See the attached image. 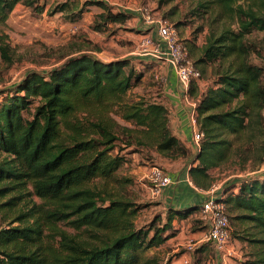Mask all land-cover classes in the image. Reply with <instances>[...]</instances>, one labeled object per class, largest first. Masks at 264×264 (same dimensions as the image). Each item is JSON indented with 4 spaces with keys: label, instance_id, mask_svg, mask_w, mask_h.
Here are the masks:
<instances>
[{
    "label": "trees",
    "instance_id": "obj_1",
    "mask_svg": "<svg viewBox=\"0 0 264 264\" xmlns=\"http://www.w3.org/2000/svg\"><path fill=\"white\" fill-rule=\"evenodd\" d=\"M39 1L0 0V23L19 3L41 10ZM89 5L103 9L94 16L97 30L130 18L104 0H64L54 12L82 22ZM198 5L196 15L216 8L219 18L232 19L207 34L194 60L202 70L216 65L212 83L201 88L195 80L190 87L204 138L189 176L209 189L214 168L264 163L263 67L251 62L247 43L253 30H264V0ZM0 56L12 61L2 37ZM143 74L130 58L104 61L86 52L47 74L30 71L0 92V264H159L143 252L170 237L175 214L161 225L136 227L138 207L122 192L129 180L118 176L127 161L122 150L175 158L188 147L170 128L163 102L126 99ZM222 194L231 231L253 248L244 264H264V177L232 181ZM192 208L177 216L188 217Z\"/></svg>",
    "mask_w": 264,
    "mask_h": 264
},
{
    "label": "rangeland",
    "instance_id": "obj_2",
    "mask_svg": "<svg viewBox=\"0 0 264 264\" xmlns=\"http://www.w3.org/2000/svg\"><path fill=\"white\" fill-rule=\"evenodd\" d=\"M63 1L40 0L41 10L35 8V3L31 6L19 3L6 22L0 23V37L9 44L12 57V61L7 62L0 56V92L12 90L30 71L47 74L50 69L81 53H90L104 61L117 60L115 57L118 55L132 51L139 53L141 40H138L139 43L134 41L126 32L146 35L150 30L145 33L138 30L139 26H147L141 15L143 6L149 7L157 18L166 19L176 26L180 38L189 47L193 61L196 60L199 47L207 34L213 28L220 30L222 26L232 22V19L225 21L219 18L220 12L216 8L208 13L203 10L200 15H196L194 11L200 0H118L127 8L121 10L130 13L129 20L122 25L110 23L104 29L97 30L93 27L94 16L102 10L92 8L91 10L95 11L90 14L88 21H70L65 18V14L54 12V7ZM82 1L84 0H80ZM233 27L237 29V23L233 24ZM247 43L250 46L251 62L263 67L264 75V30H253L247 35ZM138 55L140 54L133 55L134 60ZM134 60L132 62L145 74L156 65L144 61L138 65V61ZM198 67L202 70V65ZM155 68L156 71L152 70L145 80L128 92L126 96L128 101L141 97L151 101L163 99L160 97L162 83L159 66ZM215 68V64L208 63L205 70H202L203 76L199 82H203L205 88L212 83ZM119 121L125 123L121 119ZM119 147H124L120 141L117 142V148ZM194 147L195 145L188 147L186 155L175 158L165 157L145 148L122 150L127 161L120 167L118 176L129 180L125 182L122 192L138 207L136 227L161 225L167 221L170 214H175L174 230L168 231L170 237L159 246L146 248L143 257L154 258L159 264H181L185 258L189 259L190 264H244L253 248L247 240L234 236L236 229L231 231L230 242L223 249H219L214 243L203 240L207 226L201 218L199 207L195 206V210L192 208L188 217L179 218L177 210L166 207V204L160 202L158 196H154L151 191L149 176L152 168L160 166L170 176H172L170 171H183L188 164L191 162L193 164L195 151L198 150ZM245 164V169H240L237 165L234 167V163L228 162L211 170L213 184L219 186V192L232 181L240 183L244 178L264 177V163L259 166L249 160ZM3 224L4 221L0 217V226ZM64 227L72 230L69 226ZM195 233H201L202 236L192 238ZM192 239L201 242L194 250H188L185 245Z\"/></svg>",
    "mask_w": 264,
    "mask_h": 264
},
{
    "label": "built area",
    "instance_id": "obj_3",
    "mask_svg": "<svg viewBox=\"0 0 264 264\" xmlns=\"http://www.w3.org/2000/svg\"><path fill=\"white\" fill-rule=\"evenodd\" d=\"M141 15L148 26L156 29L157 37L148 34L144 35L137 54L152 55L159 60L168 62L173 67L177 79L192 106L190 112L192 142L199 149L204 133L200 129L198 119V100L190 95V87L193 81H199L202 78V72L192 60L189 47L180 38L175 25L169 23L166 19L157 18L147 6L141 8ZM149 180L154 196H159L164 187L172 183V177L160 166L152 168ZM217 192H219V186L212 184L210 196L200 205V213L207 226L203 240L212 242L217 248L223 249L231 239L230 219L226 203L222 199L223 194L219 195ZM199 242L201 241L189 240L185 247L188 250H194ZM181 264H190V261L185 258L182 259Z\"/></svg>",
    "mask_w": 264,
    "mask_h": 264
},
{
    "label": "crops",
    "instance_id": "obj_4",
    "mask_svg": "<svg viewBox=\"0 0 264 264\" xmlns=\"http://www.w3.org/2000/svg\"><path fill=\"white\" fill-rule=\"evenodd\" d=\"M107 1L110 5H114L116 9H127L126 7H123L122 3H120L118 0H104ZM99 8L103 10L101 7L97 5H89L88 9L90 11L84 12V20L88 21V18H90V14L95 11L91 10L92 8ZM98 12V11H97ZM148 31V35H153L154 37H157L156 29L152 28V26H145L140 27L138 30H142L143 33ZM127 36L130 38H133V40L136 42L139 40H142L144 37L143 34H135V33H128L126 32ZM138 41V43H139ZM120 54V53H119ZM130 54V55H129ZM137 54L134 53V51L126 53L124 55H118V57L115 58H130L132 61L134 60L133 55ZM115 55V54H114ZM132 55V56H131ZM113 58V59H115ZM135 60L138 61V65L141 64L143 61L145 63L151 62L153 63L154 69H151L150 71H147V74H145L142 77V80H145L144 78L148 77V74L150 75L152 70L156 71L157 66H159V71L161 74V102H163L169 110V125L172 129L173 133L187 146V147H193L194 144L192 142V129L190 125V112L192 109V106L190 104V101L188 97L185 95L178 79L175 74V71L173 67L164 60H159L152 55H138L136 56ZM134 60V61H135ZM156 76V74H155ZM201 88L204 87V83L200 82ZM193 97V96H192ZM194 98V97H193ZM160 101V100H159ZM195 148V147H194ZM195 150V149H194ZM198 152V150L195 151V154ZM191 164H188L187 167L183 169V171H170L172 174V183L164 187L162 190V193L158 196L160 202H163L166 204V207L174 208L176 210H185L190 209L191 207L199 206L201 203L210 196V188L209 189H203L198 188L194 185V183L191 181L189 176V169L192 166ZM223 191L220 190L219 195L222 194ZM202 235L201 233H195L193 234L192 238H200Z\"/></svg>",
    "mask_w": 264,
    "mask_h": 264
}]
</instances>
